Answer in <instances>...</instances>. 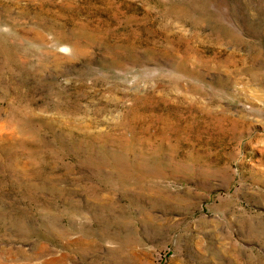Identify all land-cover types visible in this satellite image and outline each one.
Instances as JSON below:
<instances>
[{"label": "rangeland", "instance_id": "obj_1", "mask_svg": "<svg viewBox=\"0 0 264 264\" xmlns=\"http://www.w3.org/2000/svg\"><path fill=\"white\" fill-rule=\"evenodd\" d=\"M0 264H264V0H0Z\"/></svg>", "mask_w": 264, "mask_h": 264}]
</instances>
